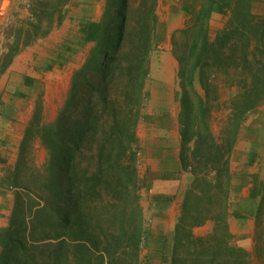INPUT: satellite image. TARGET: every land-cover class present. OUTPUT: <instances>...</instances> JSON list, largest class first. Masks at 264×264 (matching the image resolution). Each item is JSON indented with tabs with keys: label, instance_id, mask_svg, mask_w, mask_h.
<instances>
[{
	"label": "trees",
	"instance_id": "obj_1",
	"mask_svg": "<svg viewBox=\"0 0 264 264\" xmlns=\"http://www.w3.org/2000/svg\"><path fill=\"white\" fill-rule=\"evenodd\" d=\"M70 1H26L28 16L5 29L0 74L23 46L63 21ZM138 1L105 0L100 18L81 26L93 45L55 118L42 122L36 107L3 179L14 206L0 228V264H143L137 126L157 45V0ZM181 9L185 22L172 32L171 49L180 88L179 172L191 178L169 263L253 264L229 228V217L239 214L229 207L230 155L247 115L264 105V13L253 12L252 0H182ZM216 11L227 19L212 34ZM223 90L229 92L224 99ZM35 139L46 151L38 167L27 158ZM250 197L262 226L264 178L253 176ZM207 223L208 231L194 233Z\"/></svg>",
	"mask_w": 264,
	"mask_h": 264
},
{
	"label": "rangeland",
	"instance_id": "obj_2",
	"mask_svg": "<svg viewBox=\"0 0 264 264\" xmlns=\"http://www.w3.org/2000/svg\"><path fill=\"white\" fill-rule=\"evenodd\" d=\"M6 1L7 5L3 8L4 0H0V54L5 29L15 19L26 18L29 14L27 0ZM70 2L63 21L47 35L23 46L0 74V107H3L7 98L30 97L32 99L28 105L32 106L31 118L37 106L40 107L39 119L42 122L55 118L70 86L71 74L75 70L71 72L72 67L86 56L93 45L84 40L81 26L88 20L99 19L105 4V0H79L83 5V13L77 21L69 17ZM181 3L182 0H157V45L151 53L144 116L137 126L138 168L144 180L140 195L147 232L142 242L143 264H170L173 225L179 213L184 188L191 178L189 172H179L180 88L177 81L178 65L171 49L172 32L185 22ZM252 10L254 13H264V0H252ZM226 19L227 16L217 11L213 14L212 34L223 26ZM65 21L68 22L66 25L69 30L65 33L67 37L61 34V26ZM228 95L227 90L221 92L222 99ZM250 148H253L252 157L249 156ZM45 155L40 140H33L27 158L38 167ZM230 166L234 177L229 207L231 211L239 213L228 219L232 242L252 254L253 264H264V214L261 226L256 218L257 200L250 197L253 176L256 175L259 182L264 178V105L249 113L243 121L230 155ZM210 228L211 224L207 223L194 227L193 231L203 234ZM257 228L262 229L258 240L262 249L260 258L255 254Z\"/></svg>",
	"mask_w": 264,
	"mask_h": 264
},
{
	"label": "crops",
	"instance_id": "obj_3",
	"mask_svg": "<svg viewBox=\"0 0 264 264\" xmlns=\"http://www.w3.org/2000/svg\"><path fill=\"white\" fill-rule=\"evenodd\" d=\"M70 4L69 17L79 21L82 18L83 9H81V6L83 5L80 4L79 0H71ZM67 23L65 21L61 26V34L65 35L69 31ZM67 35L64 37H67ZM84 57L72 67L71 72L82 64ZM7 99L3 107H0V228L8 225L14 206L13 189L8 187L3 179L7 171L13 169L17 162L21 141L32 113V106L28 105L32 98L13 97L12 100ZM23 103L24 106H22ZM13 105H16V107ZM146 245L149 246L148 241ZM143 251L144 249L141 253Z\"/></svg>",
	"mask_w": 264,
	"mask_h": 264
},
{
	"label": "bare ground",
	"instance_id": "obj_4",
	"mask_svg": "<svg viewBox=\"0 0 264 264\" xmlns=\"http://www.w3.org/2000/svg\"><path fill=\"white\" fill-rule=\"evenodd\" d=\"M7 5V1L4 0L2 7L4 8Z\"/></svg>",
	"mask_w": 264,
	"mask_h": 264
}]
</instances>
